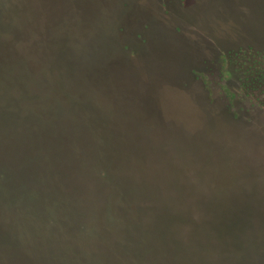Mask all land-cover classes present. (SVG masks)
<instances>
[{"label": "rangeland", "instance_id": "1", "mask_svg": "<svg viewBox=\"0 0 264 264\" xmlns=\"http://www.w3.org/2000/svg\"><path fill=\"white\" fill-rule=\"evenodd\" d=\"M3 21L59 37L68 25L74 81L204 223L186 236L216 224L220 200L238 221L264 219V0H0ZM245 224L224 264H264V227Z\"/></svg>", "mask_w": 264, "mask_h": 264}, {"label": "trees", "instance_id": "2", "mask_svg": "<svg viewBox=\"0 0 264 264\" xmlns=\"http://www.w3.org/2000/svg\"><path fill=\"white\" fill-rule=\"evenodd\" d=\"M10 22L0 23V264H224L240 223L264 227L220 200L216 224L186 236L187 222L204 223L74 81L68 25L59 37Z\"/></svg>", "mask_w": 264, "mask_h": 264}]
</instances>
